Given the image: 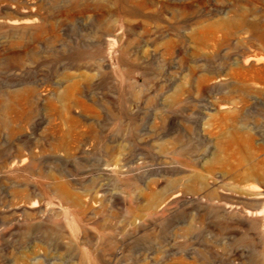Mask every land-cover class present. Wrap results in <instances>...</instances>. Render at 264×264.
Listing matches in <instances>:
<instances>
[{
  "label": "rangeland",
  "instance_id": "1",
  "mask_svg": "<svg viewBox=\"0 0 264 264\" xmlns=\"http://www.w3.org/2000/svg\"><path fill=\"white\" fill-rule=\"evenodd\" d=\"M263 222L264 0H0V264H264Z\"/></svg>",
  "mask_w": 264,
  "mask_h": 264
},
{
  "label": "bare ground",
  "instance_id": "2",
  "mask_svg": "<svg viewBox=\"0 0 264 264\" xmlns=\"http://www.w3.org/2000/svg\"><path fill=\"white\" fill-rule=\"evenodd\" d=\"M11 23H14V21H12ZM112 37H110V38H107V39H111ZM114 168H116L115 166H114ZM111 169V168H110ZM116 171H117V169H116ZM245 194H246V196L248 197V198H252V199H259V198H263V195H262V192L260 191V189H259V187H257V186H255V185H250V186H248V187H246L245 188ZM177 196H179V194H175V195H173L170 199H173V198H175V197H177ZM246 197V198H247ZM170 199H168V200H170ZM171 201V200H170ZM169 202V201H168ZM34 205H32V207H33ZM258 214L261 216L262 215V212H258ZM263 224H264V222H263ZM264 226V225H263ZM264 230V229H263Z\"/></svg>",
  "mask_w": 264,
  "mask_h": 264
}]
</instances>
